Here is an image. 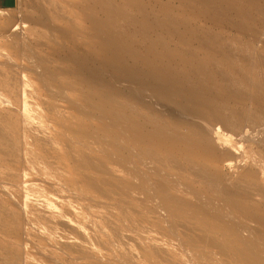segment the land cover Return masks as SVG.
I'll list each match as a JSON object with an SVG mask.
<instances>
[{"label":"rangeland","instance_id":"1","mask_svg":"<svg viewBox=\"0 0 264 264\" xmlns=\"http://www.w3.org/2000/svg\"><path fill=\"white\" fill-rule=\"evenodd\" d=\"M81 52L106 70L102 83L80 63ZM202 64L218 99L200 115L191 110L193 81L173 85L174 103L186 105L177 117L125 88L132 73L141 75L137 84L158 86L154 71L166 66L194 80ZM231 78L245 99L226 88ZM262 95L264 0H19L0 19V111L14 116L19 142L13 154L0 151V260L264 264ZM159 126L173 139L191 134L203 157L183 152L186 142L168 147L150 137ZM195 164L216 175L215 187L195 174ZM13 218L17 235L9 229Z\"/></svg>","mask_w":264,"mask_h":264},{"label":"bare ground","instance_id":"2","mask_svg":"<svg viewBox=\"0 0 264 264\" xmlns=\"http://www.w3.org/2000/svg\"><path fill=\"white\" fill-rule=\"evenodd\" d=\"M66 2V1H65ZM71 3V2H70ZM76 6V5H75ZM117 7V6H116ZM118 10V9H117ZM39 11V10H38ZM45 12V11H44ZM93 13V12H92ZM43 14V13H42ZM96 14V13H95ZM95 14H94V17H95ZM46 15V14H45ZM48 15V14H47ZM92 15V14H91ZM97 16V15H96ZM25 17V16H24ZM92 17V16H91ZM104 17V16H103ZM117 17V16H116ZM48 19V18H47ZM101 19V18H100ZM10 21V20H9ZM33 22V21H32ZM37 22V21H36ZM40 22V21H39ZM39 22H37V23H39ZM47 22V21H46ZM92 22H94V21H92ZM97 22L99 23V21L97 20ZM35 23V22H34ZM45 23V22H44ZM43 23V24H44ZM53 23V22H52ZM123 23V22H122ZM184 23V21H181L180 23H179V25L180 24H183ZM74 24V23H73ZM100 24V23H99ZM125 24V23H124ZM159 24V23H158ZM49 25V24H48ZM101 25V24H100ZM179 25H178V27H179ZM52 26V25H51ZM53 26H54V24H53ZM176 26V25H175ZM57 27V26H56ZM118 27H119V25H118ZM55 28V27H54ZM53 28V29H54ZM99 28H102V27H100L99 26ZM126 28V27H125ZM60 29V28H59ZM129 29V28H128ZM143 29H145V28H143ZM16 30V29H15ZM56 30V29H55ZM146 30V29H145ZM98 31L100 32L101 31V29H98ZM134 31V30H133ZM147 31V30H146ZM131 32V31H130ZM148 32V31H147ZM14 33V32H13ZM65 33V32H64ZM101 33V32H100ZM105 33V32H104ZM61 34H63V33H61ZM66 34V33H65ZM148 34H150L149 32H148ZM67 35V34H66ZM145 35V34H144ZM9 36H13V35H9ZM70 36V35H69ZM149 35H147V37H148ZM26 37V36H25ZM83 37V36H82ZM126 37V36H125ZM136 37V36H135ZM134 37V38H135ZM71 38V37H70ZM17 39V38H16ZM148 39V38H147ZM56 40V39H55ZM70 40V39H69ZM111 40V39H110ZM114 40V39H113ZM139 40H140V38H139ZM65 41V40H64ZM63 41V42H64ZM71 41V40H70ZM130 41V40H129ZM74 42V41H73ZM109 42V41H108ZM114 44V43H113ZM117 44V43H116ZM145 44V43H144ZM147 44V43H146ZM145 44V45H146ZM76 45V44H75ZM120 45V44H119ZM118 46V45H117ZM117 46H115V47H117ZM115 47H113V48H115ZM121 47V46H120ZM136 47V46H135ZM142 47V46H141ZM123 49H124V47H123ZM193 49V48H192ZM117 50V49H116ZM120 49H118V51H119ZM127 50V49H126ZM125 51V50H124ZM123 51V52H124ZM138 51V50H137ZM144 51V50H143ZM159 51V50H158ZM171 51H172V49H171ZM184 51V50H183ZM47 52V51H46ZM126 52V51H125ZM131 51L129 50V53H130ZM187 52V51H186ZM189 52V51H188ZM127 53H128V51H127ZM165 53V52H164ZM185 53V52H184ZM189 53H191V52H189ZM35 54V53H34ZM122 54V53H121ZM132 54V53H131ZM53 55V54H52ZM69 55V54H68ZM89 55V54H88ZM91 55V54H90ZM94 55V54H93ZM128 55V54H127ZM130 55V54H129ZM134 55V54H133ZM152 55V54H151ZM35 56H37V55H35ZM35 56H33V57H35ZM103 56V55H102ZM32 57V58H33ZM93 57V56H92ZM127 57V56H126ZM134 57V56H133ZM139 57V56H138ZM30 58V57H29ZM70 58V57H69ZM71 58H72V56H71ZM75 58V57H74ZM78 60H80V63H82L83 65H84V67H87V68H89V70H90V76H91V78H92V80L93 81H95V80H98V79H100L101 77L103 78V76H105V74L107 73L106 72V70L102 67V66H100V64L98 65V64H96L97 62H94L93 60L94 59H90V57H87L86 55H84V54H82V52H81V54H79L78 55ZM116 58V57H115ZM129 58H131V57H129ZM179 58V57H178ZM38 59H40V58H38ZM42 59V58H41ZM40 59V60H41ZM67 60V59H66ZM75 60H77L76 58H75ZM77 60V61H78ZM99 60V59H98ZM113 60V59H112ZM120 60V59H119ZM118 60V61H119ZM134 60H135V62H137L136 60L137 59H135L134 58ZM159 60V59H158ZM106 61V60H105ZM139 61H141V60H139ZM36 62V61H35ZM67 62V61H66ZM75 62V61H74ZM131 62V61H130ZM77 63V62H76ZM139 63H141V62H139ZM138 63V64H139ZM121 64V63H120ZM137 64V65H138ZM152 64V63H151ZM204 64V63H203ZM201 65L200 67H199V69H198V73H196L197 75H196V78L194 79V80H191V76L188 74V73H185V74H183V76H180L179 74H178V72L176 71V69L174 68V67H172V66H166V67H163L162 69H159V70H157L156 72L154 71V76H153V72H151L152 73V75L151 76H153V78H154V81H156L155 83H158L159 85H161L160 87H158V86H156L155 84L154 85H152L150 82H146V83H149V84H137L136 82H139L140 83V81L139 80H141V75H139V74H137V73H132L131 74V72H130V77L128 76V79L126 80V82L127 83H125V88H126V84H127V87H129L130 88V92H131V94L134 96V98L137 100V99H139V97H141L142 95H144V96H147V101L150 103V104H161V106H163V108H165V109H169V110H171V114L173 115L174 114V116H176L177 117V115H180V114H182V112H185V111H183V108H184V106H186V105H184V103H182L181 102V104H183V108L179 105L180 104V99H178L179 100V102H178V104L177 103H174L175 101V95H177L178 93H177V89L173 86L174 84H176L178 87H179V85H184V84H188V83H190V82H192L193 81V83H194V88H193V92L190 94L191 95V102H190V105H191V110L194 112V113H196V114H199L200 115V113H202L201 112V106H203V105H209V104H211V105H213V106H217V99H218V97H217V91H216V86L214 85V81H212V76H211V74H210V72H209V69L205 66V65ZM23 65V64H22ZM124 65V64H123ZM142 65V64H141ZM8 66V65H7ZM15 66H17V65H15ZM71 66V65H70ZM113 66H114V64H113ZM145 66V65H144ZM144 66H142V67H144ZM164 66V65H163ZM9 67V66H8ZM10 67H13V64H12V66H10ZM117 67H119V65L117 66ZM120 67H122V66H120ZM135 67H136V65H135ZM146 67V66H145ZM86 68V69H87ZM126 68V67H125ZM125 68H123V69H125ZM138 68V67H137ZM28 69V68H27ZM30 69V68H29ZM136 69V68H135ZM140 69H142V68H140ZM145 68H143V70H144ZM38 70H39V68H38ZM110 70V69H109ZM121 70V69H120ZM132 72H134V71H132ZM148 72H150V71H148ZM147 72V73H148ZM24 73V72H23ZM22 73V74H23ZM69 73V72H68ZM72 73V72H71ZM87 73V72H86ZM122 73H124V72H122ZM146 72H144L143 74H145ZM22 74H21V76H22ZM124 74H127V73H124ZM123 74V75H124ZM83 75H86V74H83ZM111 75H112V73H111ZM113 76V75H112ZM116 77H117V75H115ZM145 76H146V74H145ZM148 76V75H147ZM146 76V77H147ZM107 77V76H106ZM127 77V76H126ZM143 77V76H142ZM23 78V77H22ZM44 78V77H43ZM46 78V77H45ZM85 78H86V76H85ZM90 78V79H91ZM113 78H114V76H113ZM118 78H119V76H118ZM121 78V77H120ZM151 78V77H150ZM90 79H88V80H90ZM142 79H144V78H142ZM147 79V78H146ZM149 79V78H148ZM230 79V78H229ZM56 80V79H55ZM110 80H112L113 81V79H111V77H110V79H109V81ZM117 80V79H116ZM121 80V79H120ZM119 80V81H120ZM124 80H125V78H124ZM99 81V80H98ZM119 81H117V82H119ZM149 81V80H148ZM153 81V80H152ZM151 81V82H152ZM96 82V81H95ZM99 82H101L102 83V81H99ZM161 82V83H160ZM98 83V82H97ZM108 83V82H107ZM123 83V82H122ZM229 83V87H227L226 86V88H230V90L233 92V93H237V94H239V96L240 95H242L243 97H244V99H245V96L243 95V94H245V92H244V89L245 88H243V87H239V84H238V82L237 81H235V79H232L231 78V80L228 82ZM251 83V82H250ZM60 84V83H59ZM103 84H105L106 85V83H103ZM109 84V83H108ZM119 84V83H118ZM186 84V85H187ZM253 84V83H252ZM255 84V83H254ZM51 85V84H50ZM85 85H86V83H85ZM123 85V84H122ZM255 85H257V88H258V84H255ZM104 86V85H103ZM124 86V85H123ZM185 86V85H184ZM243 86V85H242ZM61 87V86H60ZM179 89H180V87H179ZM186 89H188V88H186ZM92 90V89H91ZM112 90H113V88H112ZM125 90V89H124ZM48 91H50V90H48ZM52 91V90H51ZM114 91V90H113ZM112 91V92H113ZM180 91V90H179ZM188 91V90H187ZM101 92V91H100ZM186 92V91H185ZM60 93V92H59ZM65 93H63V95H64ZM112 94V93H111ZM188 94V93H187ZM237 94H235L237 97H238V95ZM137 95V96H136ZM179 95V94H178ZM234 95V94H233ZM66 96V95H65ZM68 96V95H67ZM182 96H183V93H182ZM182 96H180L181 98H182ZM251 96V95H250ZM263 96V95H262ZM116 97V96H115ZM186 97H187V95H186ZM247 97H249V95L247 96ZM246 97V98H247ZM264 97V96H263ZM1 98V97H0ZM145 98V97H144ZM179 98V97H178ZM241 98V97H240ZM253 98V97H252ZM248 99V98H247ZM66 100V99H65ZM142 100V99H141ZM106 101V100H105ZM253 101V100H252ZM2 102V101H1ZM5 102V101H4ZM8 102V101H7ZM69 102V101H68ZM177 102V101H176ZM184 102V101H183ZM93 103V102H92ZM10 104V103H9ZM187 104H189V102L187 103ZM8 105V104H7ZM25 105V104H24ZM76 105H78V104H76ZM80 105V104H79ZM95 105V104H94ZM158 106V105H157ZM224 106V105H223ZM12 107V106H11ZM81 107V106H80ZM156 107V106H155ZM190 107V106H189ZM15 108V107H14ZM24 108V107H23ZM163 108H162V110H163ZM187 108V107H186ZM226 108H228V107H226ZM16 109V108H15ZM211 109V108H210ZM85 110H86V108H85ZM88 110V109H87ZM213 110V109H212ZM82 111V110H81ZM90 112V111H89ZM166 112H167V110H166ZM190 112V111H189ZM193 112H191V113H193ZM214 112V111H213ZM225 112V111H224ZM161 113H163V112H161ZM193 113V115H194V117H192L191 116V118L190 119H194L195 117H196V121H197V119H199V118H197V116L195 115ZM23 114V113H22ZM95 114V113H94ZM100 114V113H99ZM117 114H119V113H117ZM168 115H170V114H168ZM171 115V116H172ZM214 115V114H213ZM264 115V114H263ZM94 116V115H93ZM120 116V115H119ZM118 116V117H119ZM170 116V117H171ZM185 116V115H184ZM187 116H188V113H187ZM189 116H190V114H189ZM188 116V117H189ZM24 117V116H23ZM178 117H180V116H178ZM96 118V117H95ZM106 118H107V116H106ZM115 118V117H114ZM121 118V117H120ZM127 118V117H126ZM186 118V117H185ZM203 118V117H202ZM246 118V117H245ZM248 118V117H247ZM179 119V118H178ZM181 119H183V118H180V120ZM187 119V118H186ZM201 119V118H200ZM161 120V119H160ZM203 121H204V119H202ZM217 120V119H216ZM215 120V121H216ZM184 120H181V122H183ZM187 121V120H186ZM193 121V120H192ZM202 121V124L204 123ZM263 121V120H262ZM8 122H10V125L9 126H7V127H5V126H3L5 123H8ZM114 122H116V120L114 119ZM120 122V121H119ZM185 122V121H184ZM191 122V121H190ZM228 122L233 126V127H235V126H237V120H236V118H234V117H232V118H229L228 119ZM117 123V122H116ZM115 123V124H116ZM121 123V122H120ZM191 123H193V122H191ZM195 123V122H194ZM198 123H199V121H198ZM245 124L247 123L246 122V119H245V122H244ZM0 124H1V126H0V151H2L1 152V154H2V156H3V154H6V155H8V154H13V152H15V150L17 149V147H19V142L14 138V133L17 131V127H18V124L16 123V122H14V116L12 115V113H10V112H8V113H4V112H2V111H0ZM119 124V123H118ZM161 124V123H160ZM181 124L182 123H180V124H178V125H180L181 126ZM196 124V123H195ZM200 124V123H199ZM244 124V125H245ZM120 125V124H119ZM122 125V124H121ZM189 125H191V124H189ZM135 126H138L137 124H135ZM163 126V125H162ZM179 126V127H180ZM196 126L197 127H199V125H197L196 124ZM207 126H209V125H207ZM121 127V126H120ZM150 127V126H149ZM201 127V126H200ZM204 127V126H203ZM210 127H212V126H210ZM246 127V126H245ZM245 127H243L244 129H245ZM122 128V127H121ZM153 128V127H152ZM205 128V127H204ZM207 128V127H206ZM205 128V130L206 131H209V132H212V131H210V130H208V129H206ZM212 128H214V127H212ZM158 129V128H157ZM200 129V128H199ZM95 130H97V129H95ZM213 130V132H215L214 130L215 129H212ZM264 130V129H263ZM98 131V130H97ZM102 131V130H101ZM252 131H254V130H252ZM251 131V132H252ZM262 131V130H261ZM261 131H260V133H261ZM202 132H203V130H202ZM244 132V131H243ZM264 132V131H263ZM99 133V132H98ZM245 133V132H244ZM257 132H252V134H253V136H254V134H256ZM200 134V133H199ZM251 134V133H250ZM149 136L150 137H152V138H154V139H156V140H158L162 145H167L168 147H176V148H178V147H180V145L183 143V142H186L187 144H185V146L184 147H181L180 149L183 151V152H185L188 156H190V157H195V158H197L196 157V155H195V152H194V150L192 149V147H194L195 145H196V141H195V138L190 134V136H188V135H183L182 137H179L180 139H173V138H171V137H167V136H165L164 135V132H163V128L161 127V126H159V129L158 130H156L155 132H153V131H149ZM207 136H209V134H207ZM244 136H245V134H244ZM243 136V137H244ZM247 136H248V134L246 133V138H247ZM262 136H263V134H262ZM206 137V136H205ZM249 137V136H248ZM251 137V136H250ZM249 137V138H250ZM245 138V139H246ZM120 139V138H119ZM154 139H152V140H154ZM121 140V139H120ZM135 140V139H134ZM133 140V141H134ZM247 140H248V138H247ZM250 140H252L253 141V139L252 138H250ZM256 140V139H255ZM260 140V139H259ZM89 141V140H88ZM204 141V140H203ZM249 141V140H248ZM247 141V142H248ZM250 142V141H249ZM254 142V141H253ZM78 143H79V141H78ZM211 143V142H210ZM215 142H213V144H214ZM25 144V143H24ZM79 144H81V143H79ZM83 145V144H82ZM25 146V145H24ZM156 146V145H155ZM216 146V145H215ZM261 146H263V145H261ZM3 147V148H2ZM264 147V146H263ZM133 148V147H132ZM217 150V149H216ZM251 151V150H250ZM217 152V151H216ZM258 152V151H257ZM170 153V152H169ZM172 153V152H171ZM219 153V152H218ZM218 153H216V154H218ZM0 154V155H1ZM253 155V154H252ZM116 157V156H115ZM201 157H203V156H201V155H198V158L197 159H200ZM250 159V158H249ZM259 159H260V157H259ZM21 160V158L19 157V158H16L14 161L15 162H19ZM254 160V159H253ZM256 162V161H255ZM258 162H259V160H258ZM132 165V164H131ZM179 165V164H178ZM204 165V164H203ZM96 166V165H95ZM254 165H252V167H253ZM256 167V166H255ZM105 168H107V167H105ZM194 169H195V174L197 175V176H200V177H202V179L203 178H205L206 180H208L209 181V183L213 186V187H215V185H216V182H217V179H216V175L214 174V173H212L211 171H209V170H206V169H204L201 165H199V164H195L194 165ZM182 170V169H181ZM142 171V170H141ZM154 172V171H153ZM259 175V174H258ZM168 180V179H167ZM219 180V179H218ZM137 181V180H136ZM149 182H150V179L148 180ZM148 182V183H149ZM169 182V181H168ZM162 183V182H161ZM219 183H220V180H219ZM114 184V183H113ZM163 184H165V183H163ZM181 184H182V182H181ZM184 185V184H183ZM218 185V184H217ZM17 186V185H16ZM237 186V185H236ZM189 187V186H188ZM187 187V190H189V188ZM211 187V186H210ZM217 187H219V186H217ZM228 187V186H227ZM163 188H165V187H163ZM170 188V187H169ZM175 188V187H174ZM237 188V187H236ZM155 189V188H154ZM160 189H162V187L160 188ZM172 189V188H171ZM185 189H186V186H185ZM217 189H219V188H217ZM124 190V189H123ZM122 190V191H123ZM163 190V189H162ZM222 190H225V189H222ZM230 190H232V189H230ZM3 191V190H2ZM7 191V190H6ZM5 191V192H6ZM156 191V190H155ZM154 191V192H155ZM165 192H166V190H164ZM233 191V190H232ZM106 192V191H105ZM148 192V191H147ZM150 192V191H149ZM164 192V193H165ZM221 192H223V191H221ZM225 193V192H224ZM227 193V192H226ZM231 193V192H230ZM8 195H10L9 193H7ZM167 194V193H166ZM213 195V194H212ZM216 195V194H215ZM226 195V194H225ZM232 195H234V194H232ZM153 196V195H152ZM236 196V195H235ZM235 196H233L234 198H235ZM10 197H11V195H10ZM13 197V196H12ZM155 197V196H154ZM167 197H170V193L168 194V196ZM215 197V196H214ZM225 197V196H224ZM238 197V196H237ZM113 198V197H112ZM172 198V197H171ZM180 198V197H179ZM201 198V197H200ZM229 198V197H228ZM176 199V198H175ZM13 200V199H12ZM139 200V199H138ZM149 200V199H148ZM202 200H203V198H202ZM210 199H208V201H209ZM227 200H229V199H227ZM234 200V199H233ZM17 201V200H16ZM208 201H205V202H208ZM199 202V201H198ZM204 202V203H205ZM210 202V201H209ZM208 202V203H209ZM159 203V202H158ZM184 203V202H183ZM208 203H205V205L206 204H208ZM224 203V202H223ZM15 204H17V203H15ZM162 204V203H161ZM200 204V203H199ZM210 205L212 204V202H210L209 203ZM208 204V205H209ZM119 205V204H118ZM201 205V204H200ZM212 205H214V206H216V204L214 203V204H212ZM160 206V205H159ZM185 206V205H184ZM186 206H188V205H186ZM196 206V205H195ZM202 206V205H201ZM221 206V205H220ZM179 207V206H178ZM235 207V206H234ZM196 208V207H195ZM201 208V207H200ZM199 208V209H200ZM206 207H204V209H205ZM214 208V210L217 208V207H213ZM212 208V209H213ZM263 208V207H262ZM207 209V208H206ZM212 209H210V210H212ZM218 209H220V208H218ZM251 209V208H250ZM264 209V208H263ZM214 210H213V212H214ZM217 210V209H216ZM228 210V209H227ZM261 210V209H260ZM164 211V210H163ZM173 211V210H172ZM188 211V210H187ZM204 211V210H203ZM137 212H139V211H137ZM168 212V211H167ZM216 212H218V211H216ZM216 212H214V213H216ZM4 213V212H3ZM24 213H25V211H24ZM189 213V212H188ZM218 213H220V216H221V212H218ZM217 213V214H218ZM5 215V214H4ZM27 215V214H26ZM191 215V214H190ZM216 215V214H215ZM223 215H224V210H223ZM222 215V216H223ZM176 216V215H175ZM232 216V214L230 215V217ZM8 217V216H7ZM171 217H172V215H171ZM212 217H214V216H212ZM224 217V216H223ZM228 215H227V218H230ZM259 217V216H258ZM165 218H166V216H165ZM27 219V216L25 217V220ZM183 219V218H182ZM192 219V218H191ZM195 219V218H194ZM216 219V218H215ZM217 219L219 220V218L217 217ZM221 220H223V221H225V218L223 219H221ZM227 220H229V222L232 220V218H231V220L230 219H227ZM236 219H234V221H235ZM167 221V220H166ZM200 221V220H199ZM216 221V220H215ZM170 222V221H169ZM235 223V222H234ZM237 223V222H236ZM239 223V222H238ZM232 224V223H231ZM10 226H9V229H10V232H12V233H14V234H18V231H19V225H18V223L16 222V219L15 218H13L11 221H10V224H9ZM229 225V224H228ZM127 226V225H126ZM184 226V225H183ZM211 226V225H210ZM240 226V225H239ZM238 226V227H239ZM220 227H221V225H220ZM234 227V226H233ZM240 228V227H239ZM238 228V229H239ZM245 228H248V227H245ZM245 228H244V230H245ZM223 229V228H222ZM228 229H229V227H228ZM231 229V228H230ZM241 229V228H240ZM251 229V228H250ZM249 229V230H250ZM255 229V228H254ZM254 229H251L252 231L254 230ZM257 229V228H256ZM248 230V229H247ZM166 231V230H165ZM188 231V230H187ZM232 231V230H231ZM251 231V232H252ZM255 231V230H254ZM258 231V230H257ZM173 233V232H172ZM253 233V232H252ZM257 233V232H256ZM256 233H253V234H256ZM175 234V233H174ZM177 234V233H176ZM216 234V233H215ZM220 234V233H219ZM235 234V233H234ZM245 234V233H244ZM243 234V235H244ZM214 235V234H213ZM222 235V234H221ZM257 235V234H256ZM260 235V234H259ZM210 236V235H209ZM229 236V235H228ZM251 237H254L253 235L251 236ZM250 237V238H251ZM261 237V236H260ZM201 239V238H200ZM206 239H208L207 237H206ZM239 239V238H238ZM245 240V239H244ZM133 241V240H132ZM259 241V240H258ZM257 241V242H258ZM261 241V240H260ZM212 242V241H211ZM246 242V241H245ZM257 242H255V243H257ZM182 243V242H181ZM210 243V242H209ZM213 243V242H212ZM184 244V243H183ZM207 244V243H206ZM234 244V243H233ZM243 244V243H242ZM263 244V243H262ZM185 245V244H184ZM210 245V244H209ZM212 245V244H211ZM244 245V244H243ZM259 245V244H258ZM245 246V245H244ZM262 246V245H261ZM189 247V246H188ZM217 247V246H216ZM248 247V246H247ZM259 247V246H258ZM221 248V247H220ZM237 248H239V247H237ZM252 248V247H251ZM255 248V247H254ZM262 248V247H261ZM219 249V248H218ZM225 249V248H224ZM248 249V248H247ZM253 249V248H252ZM228 250V249H227ZM255 250H257V248L255 249ZM261 250V249H260ZM8 251V250H7ZM220 251V250H219ZM253 251H254V249H253ZM252 252V251H251ZM261 252H263L264 253V250L263 251H261ZM221 253V252H220ZM224 253V252H223ZM228 253V252H227ZM16 254V253H15ZM246 254H248V253H246ZM256 254V253H255ZM221 255V254H220ZM227 255V254H226ZM252 255V254H251ZM261 255V254H260ZM254 256V255H253ZM229 257V256H228ZM256 258V257H255ZM257 258H258V256H257ZM95 259V258H94ZM259 259V258H258ZM236 260V259H235ZM169 261H171V260H169ZM189 261H191V260H189ZM131 262V261H130ZM59 263V262H58ZM219 263V262H218ZM0 264H15L13 261H12V259H8V258H4L3 260H0Z\"/></svg>","mask_w":264,"mask_h":264},{"label":"crops","instance_id":"3","mask_svg":"<svg viewBox=\"0 0 264 264\" xmlns=\"http://www.w3.org/2000/svg\"><path fill=\"white\" fill-rule=\"evenodd\" d=\"M19 0H0V19L17 8Z\"/></svg>","mask_w":264,"mask_h":264}]
</instances>
